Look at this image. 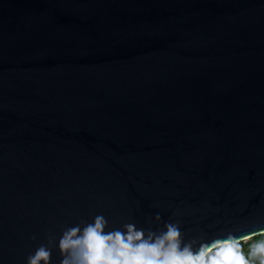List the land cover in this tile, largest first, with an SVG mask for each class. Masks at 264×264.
I'll use <instances>...</instances> for the list:
<instances>
[{
	"label": "water",
	"instance_id": "obj_1",
	"mask_svg": "<svg viewBox=\"0 0 264 264\" xmlns=\"http://www.w3.org/2000/svg\"><path fill=\"white\" fill-rule=\"evenodd\" d=\"M98 216L264 235V0H0V264Z\"/></svg>",
	"mask_w": 264,
	"mask_h": 264
},
{
	"label": "clouds",
	"instance_id": "obj_2",
	"mask_svg": "<svg viewBox=\"0 0 264 264\" xmlns=\"http://www.w3.org/2000/svg\"><path fill=\"white\" fill-rule=\"evenodd\" d=\"M159 219V216H157ZM106 221L96 217L94 224L87 226L81 236L76 237L78 229L67 232L59 241L61 252H68L69 257L62 264H264V241L251 246L249 254L243 252L241 239H251L245 235L234 238L215 240L210 245L202 244L195 253L189 245L180 249V231L176 224H166V231L155 237L149 233L144 238L143 231L134 230L127 225V234L119 231L105 234ZM50 252L43 246L29 258L28 264H47Z\"/></svg>",
	"mask_w": 264,
	"mask_h": 264
},
{
	"label": "trees",
	"instance_id": "obj_3",
	"mask_svg": "<svg viewBox=\"0 0 264 264\" xmlns=\"http://www.w3.org/2000/svg\"><path fill=\"white\" fill-rule=\"evenodd\" d=\"M262 241H264V235L251 238L250 240H248L244 243H241L242 249L245 250L247 248H251L252 245L259 243V242H262ZM257 264H259V261L257 262Z\"/></svg>",
	"mask_w": 264,
	"mask_h": 264
},
{
	"label": "rangeland",
	"instance_id": "obj_4",
	"mask_svg": "<svg viewBox=\"0 0 264 264\" xmlns=\"http://www.w3.org/2000/svg\"><path fill=\"white\" fill-rule=\"evenodd\" d=\"M243 252L245 253V255L247 256L250 252V248H247L245 250H243ZM258 260L257 261H254L253 264H257Z\"/></svg>",
	"mask_w": 264,
	"mask_h": 264
}]
</instances>
